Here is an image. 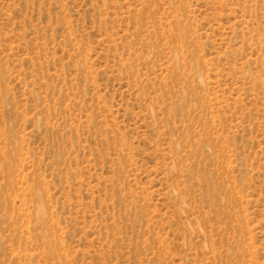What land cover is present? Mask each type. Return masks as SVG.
<instances>
[{
  "label": "rangeland",
  "instance_id": "1",
  "mask_svg": "<svg viewBox=\"0 0 264 264\" xmlns=\"http://www.w3.org/2000/svg\"><path fill=\"white\" fill-rule=\"evenodd\" d=\"M0 264H264V0H0Z\"/></svg>",
  "mask_w": 264,
  "mask_h": 264
}]
</instances>
